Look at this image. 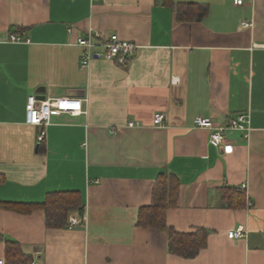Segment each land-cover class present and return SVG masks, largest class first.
<instances>
[{
	"label": "crops",
	"instance_id": "obj_1",
	"mask_svg": "<svg viewBox=\"0 0 264 264\" xmlns=\"http://www.w3.org/2000/svg\"><path fill=\"white\" fill-rule=\"evenodd\" d=\"M94 32L138 48L118 64L95 47L80 68L76 40ZM29 95L80 99L84 112L32 125ZM240 113L247 137L226 130L223 145L194 124ZM160 175L177 180L165 227L139 225ZM57 192L80 195L84 213L68 219L85 224H47L39 205ZM166 228L203 245L170 250ZM9 244L26 264H264V0H0L3 264Z\"/></svg>",
	"mask_w": 264,
	"mask_h": 264
},
{
	"label": "built area",
	"instance_id": "obj_2",
	"mask_svg": "<svg viewBox=\"0 0 264 264\" xmlns=\"http://www.w3.org/2000/svg\"><path fill=\"white\" fill-rule=\"evenodd\" d=\"M235 5H242L245 0H232ZM242 25H246L247 22L242 21ZM70 30V29H68ZM12 41H19L17 36H11ZM76 43L83 47V53L80 58V68L86 67L90 60L98 55L93 52L95 47H101L102 55L106 60L115 61L118 64H124L125 60L132 56L137 50L138 46L133 42L121 40L117 36L113 35L109 37L107 41H103L100 38L98 32L89 33L86 37H78ZM82 102L80 99H71L68 97H60L55 99H37L34 95H29L26 101V122L32 125L46 126L49 123L50 117L54 113H69V114H81L83 113ZM165 119L163 113L157 112L153 116V124L161 125ZM194 124L198 128L207 129L210 131V141L215 145H223L225 142L226 130H237L243 133L247 137L250 130L249 126V114L240 113L235 119H231L224 125H214L209 117L195 116ZM132 126V123H129ZM44 131L41 135H44ZM224 150H231V144H225ZM245 188V185H242ZM86 218L83 221L76 216H71L68 219L67 226L71 228L79 224H85ZM245 236V230L243 226L237 227L235 230H231L227 233V237L230 239L243 238ZM4 261L0 259V264Z\"/></svg>",
	"mask_w": 264,
	"mask_h": 264
},
{
	"label": "trees",
	"instance_id": "obj_3",
	"mask_svg": "<svg viewBox=\"0 0 264 264\" xmlns=\"http://www.w3.org/2000/svg\"><path fill=\"white\" fill-rule=\"evenodd\" d=\"M204 8L203 6H199ZM203 12L199 10L197 18L201 17ZM177 190V180L171 175H160L157 178L156 187L154 190V200L151 205L142 208L138 215L137 224L149 227H165V211L172 205L174 196ZM173 194V197L171 196ZM45 210L46 221L50 226H58L66 224L68 215L74 213L78 217H82L84 213L83 203L80 195L77 192H57L47 195L46 201L39 205ZM168 232V245L170 250L179 251L186 256L194 255L200 246L203 245V238L185 245L189 237L174 232L170 228H166ZM13 246L14 257L9 256V264H26L22 259L20 249L16 244H9L8 247Z\"/></svg>",
	"mask_w": 264,
	"mask_h": 264
},
{
	"label": "water",
	"instance_id": "obj_4",
	"mask_svg": "<svg viewBox=\"0 0 264 264\" xmlns=\"http://www.w3.org/2000/svg\"><path fill=\"white\" fill-rule=\"evenodd\" d=\"M38 93H42V92H44V88H38L37 90H36ZM37 97V99H44V97L42 96V95H37L36 96Z\"/></svg>",
	"mask_w": 264,
	"mask_h": 264
}]
</instances>
